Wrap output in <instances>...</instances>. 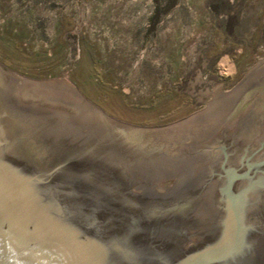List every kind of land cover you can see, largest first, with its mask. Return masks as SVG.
<instances>
[{"label":"water","instance_id":"obj_1","mask_svg":"<svg viewBox=\"0 0 264 264\" xmlns=\"http://www.w3.org/2000/svg\"><path fill=\"white\" fill-rule=\"evenodd\" d=\"M0 264H264V59L160 130L0 65Z\"/></svg>","mask_w":264,"mask_h":264},{"label":"rangeland","instance_id":"obj_2","mask_svg":"<svg viewBox=\"0 0 264 264\" xmlns=\"http://www.w3.org/2000/svg\"><path fill=\"white\" fill-rule=\"evenodd\" d=\"M262 59L264 0H0V65L126 127L186 121Z\"/></svg>","mask_w":264,"mask_h":264}]
</instances>
